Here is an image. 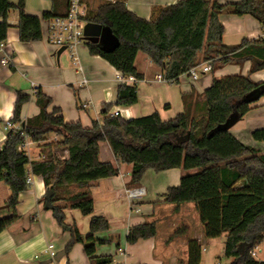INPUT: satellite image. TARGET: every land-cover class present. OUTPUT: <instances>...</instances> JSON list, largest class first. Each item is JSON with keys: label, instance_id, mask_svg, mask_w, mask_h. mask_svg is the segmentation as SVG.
<instances>
[{"label": "trees", "instance_id": "obj_1", "mask_svg": "<svg viewBox=\"0 0 264 264\" xmlns=\"http://www.w3.org/2000/svg\"><path fill=\"white\" fill-rule=\"evenodd\" d=\"M62 3L67 9L68 0ZM25 4L26 0H18L17 5L0 0V43L7 40L11 10L19 12L17 28L23 43L41 41V21L66 12H60L55 4L51 12L40 18L27 14ZM222 13L249 15L264 27V0L224 5L216 0H179L163 8L154 21L138 17L124 1L103 2L90 11L87 23L110 27L120 41L115 51L105 53L100 42L86 39L90 54L105 59L125 78L144 79L135 67L139 53L147 55L161 69L163 80L173 84H178L201 61L211 63L213 72L227 65L251 62L250 72L247 76L214 78L202 95L204 108L200 117H193L187 108L169 121H163L158 112L132 120L111 115L113 107L138 103L137 85L121 84L116 101L104 105L102 120L94 121L91 128L80 122H66L60 108L49 112L52 99L40 89L36 92L40 113L24 122L22 109L30 96L18 92L11 122L20 124L21 130L9 131L0 150V183L11 192L6 202L10 215L0 219V233L19 219V197L29 187V175L41 176L47 191L53 192L51 202L56 205L59 225L71 234L65 254L80 243L91 264H112L113 257L96 256V245L107 242L98 241L95 235L108 231L110 224L105 217L94 215L95 203L90 193L65 198L61 191L119 175V168L99 159L100 144L107 142L120 163L132 165L131 186L139 185L149 169L157 173L181 169V183L168 189L165 203L174 205L175 213L183 204H194L205 238L225 235L224 256L231 259V264H264L252 255L264 242V154L244 145L230 132L264 98V81L252 79L264 71V40L245 38L239 45H225V28L219 20ZM192 97V93L183 95L185 104ZM22 133L37 145L35 153L43 159L19 150L24 142ZM51 135L59 139L53 141ZM252 136L264 141V129L254 131ZM64 151L68 156L62 160L59 154ZM60 201H65V206L59 205ZM42 202L46 203V199ZM65 209L91 217L86 237L76 224L65 223ZM181 232L178 230L175 235ZM156 235L155 222L136 225L129 230L127 243L134 245ZM201 260L202 248L198 241L191 240L185 264H200Z\"/></svg>", "mask_w": 264, "mask_h": 264}, {"label": "crops", "instance_id": "obj_2", "mask_svg": "<svg viewBox=\"0 0 264 264\" xmlns=\"http://www.w3.org/2000/svg\"><path fill=\"white\" fill-rule=\"evenodd\" d=\"M115 1H124L128 10L138 17L154 21L163 8L174 5L179 0H106L104 2ZM216 1L224 5L242 0ZM9 2L17 5L18 0H9ZM93 2L94 0L87 2L89 12ZM55 4L59 5L60 12H65L66 5L62 0H26L25 11L27 14L42 18L45 12L53 10ZM15 11L16 14L8 15V23L11 27L5 41V54L11 62L9 65L0 63V146L3 147L7 138L5 124L13 118L18 92L30 96V101L22 109L24 122L40 113L36 99V92L39 89L52 99L48 111L51 112L54 107L60 108L66 122H80L85 128H91L94 121H101L104 105L113 103L117 99L118 87L122 84L121 74L105 59L91 55L85 42L78 50L83 72L78 71L73 63L71 65L68 62L70 57L68 52L64 51L58 56L60 49L49 42L47 20L41 21L43 34L41 41L21 42L17 28L19 12ZM219 20L225 28L223 43L227 46L239 45L245 38L258 39L264 34V27L249 15L236 16L222 13ZM230 38L234 40L231 43ZM63 54H67V58H63ZM2 57L3 54H0V60ZM202 57L200 54L201 60ZM206 63L201 61L198 66L201 72L198 80H193L187 74L180 78L178 84H173L159 81L158 77L162 75L161 69L147 55L139 53L135 67L144 79L135 81L132 78L122 77L127 85H137L138 103L131 107H113L110 114L118 113L122 118L132 120L158 112L163 121H169L188 108L193 117H200L199 111L203 113L204 108L202 95L211 86L214 78L247 76L251 69V62H247L240 66L231 64L214 72L203 73L201 70ZM252 79L263 82L264 71L254 74ZM83 80L88 82L85 87L80 86ZM191 93L193 97L185 104L183 95H191ZM86 103L89 107L82 109V105ZM260 129H264V98L254 104L230 132L244 145L264 154V141H256L252 136L254 131ZM51 139L59 138L53 135ZM35 151L37 145L34 144L31 148L32 158L39 156ZM99 159L119 168V175L90 183L86 187L73 185L61 190L65 198L83 192L90 193L95 203L94 215L105 217L109 221V230L95 235L98 241L107 242L104 245H96V256H111L113 262L127 264H178L180 261L185 264L188 258V244L191 240L198 241L202 248L204 228L195 205L183 204L180 211L175 213V206L164 201L168 189L180 185L183 175L181 169L159 173L149 169L139 185L131 186L132 165L120 163L107 142L100 144ZM29 178L31 185L19 197L17 206L19 219L0 233V264H91L84 245L80 243L59 261L55 260L60 252L65 251L71 240V234L60 228L57 217L52 210L46 208V203L43 206L42 200L46 199L47 194L43 178L33 174H30ZM134 189H141L143 195L131 201L127 197V191ZM10 196V189L1 182L0 219L10 215L6 207ZM58 204L65 206L66 202L60 201ZM188 207L195 209L197 226H194L188 217L186 210ZM64 214L68 216L70 222L75 221L78 224L83 236L88 235L91 217H85L80 211L70 209H65ZM147 222L156 223V237L140 240L134 245L128 244L129 230ZM178 230L182 232L175 235ZM54 239L56 243L51 241ZM49 245H54L56 253L54 259L45 254ZM257 249L263 257L256 260L262 262L264 242ZM257 249L254 251V258ZM121 252L124 255H121Z\"/></svg>", "mask_w": 264, "mask_h": 264}, {"label": "built area", "instance_id": "obj_3", "mask_svg": "<svg viewBox=\"0 0 264 264\" xmlns=\"http://www.w3.org/2000/svg\"><path fill=\"white\" fill-rule=\"evenodd\" d=\"M88 0H68V5L66 12L63 16L55 17L49 21V42L57 49L65 48V51L68 52L70 59L73 65L78 69V71L83 72V69L80 65L78 50L80 46L86 41L84 34V29L87 23L86 18L89 14ZM264 40V34L259 37ZM0 54H3L0 63L3 65H9L11 59L5 54V42L0 43ZM203 73L212 72V64L206 63V65L201 70ZM193 80H198L201 72L197 68L192 69L188 74ZM122 76V75H121ZM123 77V76H122ZM120 77L122 84H127V82ZM159 81H164L162 75L158 77ZM134 80V79H133ZM166 82V81H164ZM88 82L83 80L81 82V87L87 86ZM89 104H83L82 109H87ZM111 115L117 116L118 113H112ZM19 131L21 130L20 124H13L11 121L6 122L5 131ZM24 142L19 146V150L24 152L26 155L31 157V148L34 143L22 133ZM57 138V137H56ZM57 139H53L56 141ZM2 147L0 146V150ZM66 153V154H65ZM60 153L62 160L66 159L68 154ZM44 157L39 155L38 159H43ZM28 186L31 185V179L28 177L27 180ZM143 195V191L140 189L128 190L127 197L129 200L139 199ZM45 254H48L52 259L55 258L56 253L54 252V245H49L45 250ZM255 252H252L254 256ZM121 255L124 253L121 252ZM112 264H127L126 262L116 263L115 261Z\"/></svg>", "mask_w": 264, "mask_h": 264}, {"label": "rangeland", "instance_id": "obj_4", "mask_svg": "<svg viewBox=\"0 0 264 264\" xmlns=\"http://www.w3.org/2000/svg\"><path fill=\"white\" fill-rule=\"evenodd\" d=\"M104 1H106V0H97V1L94 0L92 7L90 8V11L93 12L96 9L97 5L100 3H103ZM16 13L17 12L15 10H12L10 15H14ZM229 41L231 43V41H234V40H231V38H230ZM62 57L67 58V54H63ZM68 62L72 65V61H71L70 57L68 59ZM199 114L201 115L202 112L199 111ZM52 136L53 135H51V138H52ZM32 153H33V150H32ZM43 206H45V203H43ZM190 206H193V204H191ZM186 210L188 212V217L191 220V222H193L194 226H197L198 219H197V215L195 213V209H193L192 207H188V209H186ZM53 214H54V211H53ZM57 223H58V221H57ZM65 223L69 224V225L76 224L75 221L70 222L68 216H65ZM58 225H59V223H58ZM76 225L79 229L78 224H76ZM60 228H61V226H60ZM51 241L55 242L56 239L51 240ZM56 246H57V244H56ZM57 248H58V246H57ZM224 248H225V235L220 237V238H217V239H206L205 237H203V239H202V260H201V264H231V259H228L224 256ZM261 257H263V256L260 254L259 249H257V255L255 256V259L260 260ZM178 264H182V261L178 262Z\"/></svg>", "mask_w": 264, "mask_h": 264}, {"label": "water", "instance_id": "obj_5", "mask_svg": "<svg viewBox=\"0 0 264 264\" xmlns=\"http://www.w3.org/2000/svg\"><path fill=\"white\" fill-rule=\"evenodd\" d=\"M84 34L87 39L95 40L100 42L102 46V51L105 53H111L115 51L119 45V39L114 35L110 27H103L99 24L88 23L85 26ZM65 51V48L59 50L58 56H60ZM53 197V192L47 191L46 194V208L48 210H53L55 216L57 217V208L52 204L51 200ZM65 255V251L60 252L55 260L59 261Z\"/></svg>", "mask_w": 264, "mask_h": 264}]
</instances>
